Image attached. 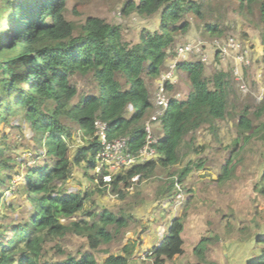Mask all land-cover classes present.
Segmentation results:
<instances>
[{
	"label": "trees",
	"instance_id": "1",
	"mask_svg": "<svg viewBox=\"0 0 264 264\" xmlns=\"http://www.w3.org/2000/svg\"><path fill=\"white\" fill-rule=\"evenodd\" d=\"M231 1L237 2L240 14L258 17L255 24L264 44V0ZM67 2L0 0V123L18 118L29 124L45 147L40 156L46 157L43 162L19 171L0 148V186L12 191L14 177L8 170L24 173L17 190L28 198L33 211L25 223L0 229V264H100V251L106 255L101 264H130L131 253L125 247V254H114L102 247L128 226V217L106 207L101 211L87 209L86 203L94 192L66 188L72 176L71 158H75V164L84 159L89 168L96 169V155L101 148L95 135L97 118L108 123L109 140L128 136L129 150L137 154L146 142L144 121L154 109L146 79L153 81L159 77L167 59L175 55L177 33H187L193 26L185 19L186 14L198 19L211 15L214 22L204 26L211 36L222 37L227 29L223 13L216 12L214 16L215 0H129L122 7L123 19L136 14L142 20L158 16L160 20L158 28L142 29L140 41L131 43L124 37L123 23L100 16H88L76 31L65 14ZM177 70L186 75L190 90L183 99L172 98L163 116V136L157 146L159 159L128 170L130 178L150 176L158 164H177L181 160V145L188 143L197 125L209 124L219 138V120L237 117L240 135L249 139L255 133L250 105L241 107L238 116L230 108V71L217 68L212 74L208 64L197 58L178 62ZM77 74L91 76L97 90L79 96L73 81ZM174 88L168 85L167 89ZM262 110L264 97L258 116ZM80 141L84 145L78 153L72 152V146ZM236 148L231 147L232 151ZM199 149L200 146L195 147ZM232 163L229 157L220 180L230 177ZM193 166L190 161L176 171L177 177L161 185L158 197L172 199L177 184H183ZM109 175L112 174L107 169L99 175L100 184L106 189L124 179L120 174ZM258 190L264 195V171ZM183 231L184 216L175 217L164 240L152 249L156 263L185 253ZM68 235L86 238L90 249L78 257L69 255L61 261H45L47 240ZM257 242L264 248L263 236ZM208 243V238H202L194 247L200 260H206ZM56 246L62 252L61 246ZM247 264H264V251Z\"/></svg>",
	"mask_w": 264,
	"mask_h": 264
},
{
	"label": "rangeland",
	"instance_id": "2",
	"mask_svg": "<svg viewBox=\"0 0 264 264\" xmlns=\"http://www.w3.org/2000/svg\"><path fill=\"white\" fill-rule=\"evenodd\" d=\"M126 1L129 0H68L65 14L76 31L81 29L91 15L103 17L110 22L123 23L125 39L137 43L140 41L142 29L155 30L158 26L152 23V18L142 20L136 14L123 19L122 7ZM214 5L217 8L214 16L216 12H220L226 18L224 23L227 29L223 38L211 36L204 31L207 22H214L211 15L206 19H198L194 15L186 14L185 19L193 26L187 33H177L173 48L175 52L184 42L202 39L205 42L202 52L187 58H205V62H210L215 56L216 41L223 42L231 34L247 40L250 35L260 33L255 24L258 17L240 14L236 1L215 0ZM192 31L197 36L188 40L187 36ZM263 66V61L259 60L249 69V93L242 92L234 78L230 79V108L236 110V116L240 114L241 107H251L255 133L249 139L240 135L237 117L219 120V138L209 124L197 125L189 136L188 143L184 141L181 145V160L177 164L167 167L158 164L150 176L138 175L130 178L128 170H122L116 174L124 179L116 185L111 183L107 189L100 184L96 169L89 168L84 159L81 164H75V158H71L72 176L67 180L66 188L93 191L92 197L86 203L87 209L101 211L106 207L128 217V226L112 242L102 247L114 254L130 251V264H159L156 263L152 249L164 240L172 220L184 216L185 253L162 264H247L248 260L263 253L264 248L257 242L258 237H264V195L258 190L264 171V110L260 111L259 116L257 114L264 97ZM208 67V72L213 74L212 64H208ZM260 70L262 75L259 78L257 75ZM73 81L77 83L79 96L91 95L97 90V83L91 76L77 74ZM146 82L149 85V79ZM189 90L190 84L186 75L180 72L179 82L168 94L172 96L178 92L183 99ZM157 91L158 87L151 94L152 101ZM67 122L72 128H76L72 121ZM157 135L160 136V133ZM37 136L39 134L29 124L19 121L18 118H12L9 123H0V148L4 150L6 157H11V164L19 171H23L27 165L35 166L45 160L46 157L40 156L44 155L45 147L40 145ZM83 145V141L73 145L72 152L78 153ZM229 145L237 148L232 151L231 147H227ZM197 146H200L199 150H195ZM229 157L233 159L230 177L220 180L223 165ZM155 160L156 158L149 163ZM190 161L194 162L193 171L183 184H177L172 204L166 203L165 199L157 195L159 188L171 177H177L176 171ZM16 169L7 171L14 177L12 191L8 187L0 186V193H3L0 197V229H11L14 225L25 223L33 214L28 198L17 190L21 176L25 174L16 173ZM143 211L145 215L141 216ZM141 217L147 220H141ZM7 235L10 236V233ZM202 238L209 240L205 261L200 260L194 252V247ZM24 244L25 242L22 243ZM45 245L47 252L44 260L50 262L61 261L69 255L78 257L90 249L86 238L78 235L48 239ZM56 245L61 246L62 252ZM124 247L127 251H123ZM97 257L101 264L106 255L100 251L97 252Z\"/></svg>",
	"mask_w": 264,
	"mask_h": 264
},
{
	"label": "built area",
	"instance_id": "3",
	"mask_svg": "<svg viewBox=\"0 0 264 264\" xmlns=\"http://www.w3.org/2000/svg\"><path fill=\"white\" fill-rule=\"evenodd\" d=\"M215 44H217V49L222 60L232 63L236 85L242 92L249 93L251 87L247 82L248 73L245 75L244 69L255 64L250 56L249 45L244 44L239 37L232 34L228 35L223 42L216 41ZM204 45L205 42L202 39L183 43L176 50V57L173 63L170 64L169 70L161 73L158 91L153 99L154 113L149 119L144 121L147 133L146 142L137 154L131 153L129 150L130 138L128 136L119 137L111 141L108 139L107 134L108 123L101 118L95 120V135L101 141V148L96 156L98 171L102 168H106L109 172L129 170L139 164L148 163L157 157V145L160 143V137L155 132L156 126L162 125V117L170 105L171 98L173 96L177 98L181 97V93L170 96L167 85L177 82V63L187 59L189 55L201 53ZM205 60L203 58V61ZM261 75V73H258V77Z\"/></svg>",
	"mask_w": 264,
	"mask_h": 264
},
{
	"label": "crops",
	"instance_id": "4",
	"mask_svg": "<svg viewBox=\"0 0 264 264\" xmlns=\"http://www.w3.org/2000/svg\"><path fill=\"white\" fill-rule=\"evenodd\" d=\"M152 19L154 20V21H152V23H154V24H156L158 26L159 25V21H160L159 18L158 17H153ZM196 36H197V34L194 33V31H192L191 34H190V36H187V38H188V40H192ZM247 40H249L251 42V44H252L251 53L254 55V57L256 59H258L262 55V52L264 50V47H263L264 44L262 42L261 34L260 33L252 34V35H250V38L247 39ZM168 60H170V59L169 58L167 59L166 64L164 65V69L162 70V72H164V70L168 69V67H169ZM207 64H212L213 66L219 67V68H221L222 70H225V71L228 70V65H230V64H228V61H223L221 59L219 60V62H217L216 61V55L214 56V59L210 60V62H207ZM261 69H263V67ZM213 70L215 71V68L214 67H213ZM159 79H160V77H157L153 81H150L149 80V87H150L151 93H153V91L156 90V87H158ZM170 200L171 199H167L166 203L170 204L171 203ZM103 208H105V207H103ZM144 213L145 212L143 211L140 215L141 216H144L145 215ZM141 220L146 221L147 218L145 219V218L141 217Z\"/></svg>",
	"mask_w": 264,
	"mask_h": 264
},
{
	"label": "clouds",
	"instance_id": "5",
	"mask_svg": "<svg viewBox=\"0 0 264 264\" xmlns=\"http://www.w3.org/2000/svg\"><path fill=\"white\" fill-rule=\"evenodd\" d=\"M243 42H244V44H246V45H249V48H250V56L252 57V59L254 60V62L256 63L257 61L259 62V60H261L262 61V56H263V54H264V50H263V52H262V55L258 58V59H256L255 57H254V55L251 53V48H252V44H251V42L249 41V40H245V39H242V38H240ZM185 43V42H184ZM264 47V46H263ZM215 55L218 57V59L220 60H222V58L220 57V53H219V50L216 48L215 49ZM175 57H176V52H175V55H173L171 58H169L170 60H168V64L170 65L171 63H173V60L175 59ZM185 60H189L188 58L187 59H185ZM185 60H183V61H185ZM219 60L217 61V62H219ZM180 62V61H179ZM205 62V61H204ZM205 63H207V62H205ZM228 64H230V65H228V70H226V71H230V73H231V78L233 79L234 78V76H233V71H232V63H230V61H228ZM213 66V65H212ZM253 66H255V64L254 65H252V66H250V67H248L247 69L245 68L244 69V72H245V75H247V73H248V76H249V72H247V71H249V69L251 68V67H253ZM215 69H217V68H219V67H216V66H213ZM264 67V66H263ZM161 73H163V72H161ZM161 73H160V75H161ZM258 73H262V71H260V72H258ZM176 74H177V82L176 83H171V84H168V85H174L175 86V84H177L178 82H179V79H180V72L177 70V65H176ZM159 75V76H160ZM258 76V75H257ZM261 77V76H260ZM259 77V78H260ZM235 80V79H234ZM168 85H167V88H168ZM168 92H170V91H168ZM178 93V92H177ZM176 94V92L175 93H173L172 94V96L173 95H175ZM172 98H174V99H181V97H179V98H177V97H172ZM171 98V99H172ZM153 106H154V100H153ZM155 110V109H154ZM153 114V113H152ZM151 114V115H152ZM151 117V116H150ZM155 132H156V134L157 133H160V141H161V137H162V135H163V117H162V125L161 126H156V129H155ZM160 144V143H159ZM158 146V145H157ZM157 152H158V150H157ZM98 153V152H97ZM97 156V155H96ZM159 159V153H158V155H157V157H156V160H158ZM155 160V161H156ZM97 161V160H96ZM149 163V162H148ZM143 164H145V163H143ZM97 168H98V161H97V166H96V170H97ZM134 168V167H133ZM130 170V169H129ZM104 171H106V168H102L100 171H98L97 170V173L100 175L102 172H104ZM122 171V170H121ZM121 171H117V172H110L112 175H116V173H118V172H121ZM125 171H127V170H125ZM111 175V176H112ZM110 176V175H109ZM108 176V177H109ZM110 176V177H111ZM99 177V176H98ZM173 199H174V197H173ZM167 201V200H166ZM165 201V202H166ZM170 201H172V199L170 200ZM153 252V251H152Z\"/></svg>",
	"mask_w": 264,
	"mask_h": 264
}]
</instances>
